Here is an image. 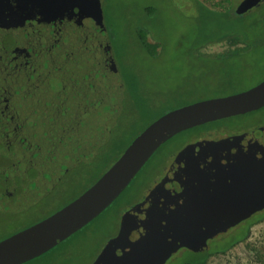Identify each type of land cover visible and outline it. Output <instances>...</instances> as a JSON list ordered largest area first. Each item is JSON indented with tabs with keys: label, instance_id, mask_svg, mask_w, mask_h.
Segmentation results:
<instances>
[{
	"label": "rangeland",
	"instance_id": "rangeland-1",
	"mask_svg": "<svg viewBox=\"0 0 264 264\" xmlns=\"http://www.w3.org/2000/svg\"><path fill=\"white\" fill-rule=\"evenodd\" d=\"M241 1L36 0L37 16L47 13L53 22L47 27L54 65L48 69L53 75L50 104L68 101L75 110L56 108L45 114L47 120L35 111L22 117V124L8 122L0 112V241L79 197L129 141L163 114L259 81L264 76V0L237 16ZM230 33L236 36L207 44L208 38ZM204 45L211 46L201 49ZM246 45L259 48L250 49L251 59L229 66L230 86L219 84L228 78L220 73L225 66L203 52H233ZM253 65L257 71L252 72ZM263 123L264 106L207 126L238 131ZM198 132L185 130L162 143L97 217L23 264H94L118 235L125 213L144 200ZM74 149L75 155L63 160ZM232 231L209 242L211 251L227 246L236 236ZM186 255L166 264H182ZM202 264H264V220Z\"/></svg>",
	"mask_w": 264,
	"mask_h": 264
},
{
	"label": "flooded vegetation",
	"instance_id": "flooded-vegetation-1",
	"mask_svg": "<svg viewBox=\"0 0 264 264\" xmlns=\"http://www.w3.org/2000/svg\"><path fill=\"white\" fill-rule=\"evenodd\" d=\"M37 14L32 0H0V112L15 124H22V117L34 116L35 111L47 120L56 108L62 112L75 110L70 109L68 101L63 104L57 100L55 107L50 104L53 75L49 76L48 69L54 65L49 62L53 57L52 35L47 27L53 26V22L47 13ZM37 46L50 49L42 52ZM258 48L246 45L238 51L203 54L224 65L220 73L228 76L229 66L251 59L250 49ZM255 70L253 65L252 72ZM263 80L264 76L247 88L207 99L248 90ZM220 81L219 84L230 86L229 76ZM62 97L67 98L64 92ZM45 114L50 116L46 119ZM204 126L200 125L201 130L175 154L162 178L144 198L154 194L155 188L166 179L167 185L158 186L152 196L148 212L133 218L135 221L144 218V229L148 223L144 237L134 239V243L154 264H166L182 252L187 254V262L197 254L219 251H211L209 242L222 238L229 230H233L236 239L242 228L244 231L250 224L264 220V123L238 131ZM189 145L193 146L181 156ZM76 152L75 149L65 152L63 160H70ZM169 187L174 189L172 196H167ZM30 195L33 194L27 197ZM153 213L160 216L158 226H150ZM169 222L175 223V227L169 226Z\"/></svg>",
	"mask_w": 264,
	"mask_h": 264
},
{
	"label": "water",
	"instance_id": "water-1",
	"mask_svg": "<svg viewBox=\"0 0 264 264\" xmlns=\"http://www.w3.org/2000/svg\"><path fill=\"white\" fill-rule=\"evenodd\" d=\"M261 1L242 0L235 13L243 15ZM32 4L36 7V0H32ZM100 43L103 48L102 42ZM263 106L264 80L248 90L226 97L197 101L163 114L148 125L111 167L79 197L41 221L1 240L0 264H23L47 252L97 217L120 194L154 151L174 135ZM192 146H187L180 155L182 156V153ZM163 180L158 186L167 185L166 179ZM158 186L153 191L154 194ZM173 190L169 187L167 196H172ZM154 194L151 193L144 201L125 213L118 235L108 242L94 264H154L152 259L142 255L141 249L134 243L135 240L144 237L148 223L144 229L142 224L144 218L133 220L135 215L141 216L148 212ZM153 214L154 217L150 216L149 219L150 226H158L161 224L160 216L157 213ZM168 224L173 226L175 223ZM132 247H135L134 250Z\"/></svg>",
	"mask_w": 264,
	"mask_h": 264
},
{
	"label": "trees",
	"instance_id": "trees-1",
	"mask_svg": "<svg viewBox=\"0 0 264 264\" xmlns=\"http://www.w3.org/2000/svg\"><path fill=\"white\" fill-rule=\"evenodd\" d=\"M200 4V3H199ZM201 7H200V9H201V11L202 10H205L204 9V6L203 5H200ZM233 12V11H232ZM216 14H218V13H216ZM237 16H240V15H237ZM236 36V34L235 33H230V34H228V35H223V36H218L219 38L217 39V40H214L215 38H208V43L207 44H211V43H214V42H216V41H220V40H222V39H229V38H234ZM246 36V39H248L249 38V34H247V35H245ZM138 39H139V43H140V45L144 48V49H147V47H148V43L147 42H145V40H143L141 37H138ZM116 81H117V76H116ZM213 123V122H212ZM211 124V123H210ZM210 124H205L206 125V127H208L207 125H210ZM150 125V124H149ZM148 126V125H147ZM146 126V127H147ZM145 127V128H146ZM144 128V129H145ZM201 127H199V126H197V128H191V129H188L187 131H189V130H195L196 129V131H198V130H201L200 129ZM143 129V130H144ZM142 130V131H143ZM141 131V132H142ZM141 132H139L131 141H129V143L124 147V149L122 150V153L124 152V150L130 145V143L141 133ZM185 132V131H184ZM121 153V154H122ZM120 156V155H119ZM119 156L117 157V159L119 158ZM116 159V160H117ZM115 160V161H116ZM260 221H262V220H259V222ZM255 223H258V222H254V223H252V224H250V225H253V224H255ZM250 225L244 230V233H243V235L242 236H239V237H237L236 239H234V240H232V242H230V243H228L227 244V246H223L222 248H218V249H220L219 251H214V252H212L211 254H197L196 256H195V258L192 260V261H187V262H185L184 264H202V263H204L211 255H213V254H219V253H223V252H226L229 248H231L233 245H235L237 242H239L240 240H242V239H244V237H245V235H246V233H247V231H248V229L250 228Z\"/></svg>",
	"mask_w": 264,
	"mask_h": 264
}]
</instances>
